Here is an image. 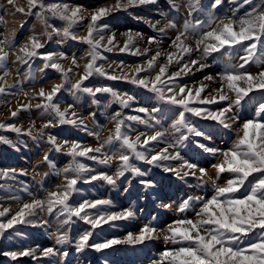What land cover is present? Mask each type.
I'll use <instances>...</instances> for the list:
<instances>
[{
	"label": "snow or ice",
	"instance_id": "snow-or-ice-1",
	"mask_svg": "<svg viewBox=\"0 0 264 264\" xmlns=\"http://www.w3.org/2000/svg\"><path fill=\"white\" fill-rule=\"evenodd\" d=\"M155 0H116L114 4L98 7L90 17L83 13L86 11L80 6L70 7L68 4H45L44 0H27V11L24 7H16V11L25 15H35L47 24L45 13L65 21L67 27L63 29V37L72 40L80 39L89 45V61L84 65L83 75L75 83L71 82L70 73L72 68L65 69L59 60L67 59L63 53L41 54L39 49L44 45L40 37L33 34L27 42L13 53L15 63L29 64V61L40 57L44 61V68H52L61 74V83L54 84L49 91L40 88L31 99H40L35 107L42 109L41 116L51 117L38 130V134L43 136L45 129L57 125H72L74 127L83 126V119L79 118L73 110L74 105L69 104L61 110L58 94L62 90L69 91L73 96L85 93L95 97L98 93H108L113 98V102L119 103L121 107H129L134 100L133 96L121 95L110 86L87 87L84 85L90 76L96 74L104 76L109 80H124L138 87L147 89L154 93L163 107H153L151 111L147 108H139L138 112L144 113L146 119L140 116L121 117L117 112L113 117L114 128L107 138L95 148L82 146L78 142L57 143V137L49 134L47 142L53 149L60 152L67 149L66 155L71 159L69 163L58 171L57 175H63V182L57 185L55 190L48 191L44 199H33L30 203H23L22 206L7 219L6 222L0 220V234L5 230L12 229L17 224L31 223L29 217L36 215L37 210L47 211L49 216L55 214L61 227L70 225L73 218L83 221L95 230L103 225L113 224L117 221H134L137 213L134 208H126L120 211H109L112 201L110 199H84L79 201L73 198L82 189L79 184H93L96 181H104L109 185H115L116 180L131 173L133 176L146 175L133 161H143L154 167H163L165 172H171L175 176L183 179L193 176L198 181L203 182L209 178L212 183V194L210 196H189L182 199L176 207V212L180 215L166 228L160 229L156 220L152 218L147 223L139 227L138 231H129L123 238L105 239L102 242L90 243L93 231H84L77 240V251L85 248H92L97 252L111 249L115 245H143L146 242L159 239L161 236L166 244L173 247L165 249L161 253V259L157 264H264V4H255L254 0H233L241 7L250 5L251 10L245 11L243 15H237L239 9H234L232 14L217 16L215 11L205 13L204 19L191 18L193 14L199 12V0H189L188 17L179 25L174 21H169L161 32L167 29L176 30L175 37L167 50L162 51L159 47L155 53L141 65H137L131 74L123 71V65L119 67L121 74H109L102 66L97 65V60L104 59L100 54L103 47L106 51H113L119 45L115 41V34L108 37L107 44H102L105 37L101 34L107 25L98 22L118 10H127L129 7L154 3ZM223 0H213L211 9H218ZM9 5H15V0H8ZM33 9H39L33 12ZM88 19L87 35L77 37L71 28L73 25ZM155 27V26H153ZM60 35L59 29H52ZM51 38V33L45 32ZM127 40L121 52H130L132 55H147L151 48L143 50L136 48L131 50L134 43V36L140 37V33H127ZM99 37L98 39L96 37ZM149 45L160 44L154 37L148 38ZM14 47L13 40L4 37L0 39V94L8 93L9 89L15 85H9L6 77L10 75L7 70L10 50ZM243 52L239 56L238 63H232V58ZM193 53H197L196 59H191ZM226 58L223 63V70L216 75H208L198 86H188L178 83L181 77L189 75L195 69L201 71L209 65L206 63L209 57L216 55ZM163 57V62L161 58ZM188 57V60H185ZM72 65L79 67L75 57L72 58ZM261 68L258 72H251V65ZM178 66L176 71L170 72L173 66ZM145 73L146 75H141ZM155 73V75H153ZM204 81L218 83L219 87L208 91L209 84ZM68 86V87H66ZM207 92L206 95H204ZM259 93L260 99L254 102V116L244 119L235 130L236 139L232 141L231 147L221 150L199 144L204 152L217 158V163L211 165L214 170V178L210 176L209 170L190 162L181 156L178 150L189 136L202 137L205 133L193 125L188 114L204 120L214 121L224 129H233V126L240 120L239 109L245 104L252 103L253 95ZM95 102V101H94ZM208 105H218L212 109ZM31 103L23 104L11 115L17 116L21 110H29ZM153 113L159 114L158 119ZM167 113V117L165 116ZM169 118L171 124L168 128L163 127V121ZM126 120H134L145 126L146 129L154 130V134L141 132L133 139L129 135V126ZM10 128L16 133L33 135L35 122L25 131L15 125L0 124V128ZM159 127L161 130H155ZM179 136L158 151H154L150 145L164 141L170 134ZM211 139V137H206ZM0 142L11 144L12 142L0 136ZM119 147L111 154L105 152V146ZM177 149L169 152V149ZM154 152V154H152ZM84 157L95 161L99 165H110L113 159L119 161V166L115 173V178L106 172H96L81 162L79 158ZM44 161L50 167L55 165L49 160L47 154ZM165 161H180L178 168H173ZM26 174V173H21ZM199 174V175H197ZM225 174L227 179L223 185L217 183ZM15 169L0 168V180L14 179ZM145 187H151L152 182L141 180ZM127 191V189H125ZM165 208L172 205L164 204ZM10 210L5 208L0 211V217H6ZM191 213V218L188 215ZM64 217V219H60ZM48 223V221H44ZM68 240L67 233H60L56 237V243L63 245ZM5 255L13 260L22 256L35 257V250H25L21 252H9ZM56 255L54 248L43 249V256ZM66 255V253H65Z\"/></svg>",
	"mask_w": 264,
	"mask_h": 264
},
{
	"label": "rangeland",
	"instance_id": "rangeland-1",
	"mask_svg": "<svg viewBox=\"0 0 264 264\" xmlns=\"http://www.w3.org/2000/svg\"><path fill=\"white\" fill-rule=\"evenodd\" d=\"M116 0H44L45 4H68L70 7L80 6L86 11L85 16L90 14L98 7L114 4ZM213 0H199L200 11L193 14L191 18L204 19L205 13L215 11L217 16L231 15L234 9H239L237 15H243L245 11H250V5L240 6L233 0H223L222 5L216 9H211ZM254 3L264 4V0H254ZM189 0H155L154 3L140 5L137 7H129L127 10H118L112 12L106 18L98 23L107 25V28L101 33L105 39L102 44H107L108 37L115 34V41L119 47L113 51H106L103 47L99 50L104 59L97 60V65L102 66L109 74H121L120 65H123V71L131 74L137 65L143 64L150 55L155 53L157 47L162 51L167 50L171 44V40L176 35V30L167 29L161 32L160 29L169 21H174L179 25L188 17ZM16 7H24L27 11V0H15V5H9L8 0H0V39L8 37L13 40L14 47L10 50L7 70L10 75L6 77L9 85L15 87L9 89L8 93L0 94V124L15 125L25 131L35 122L33 135L37 138L33 139L23 133H16L10 128H0V136L5 137L12 143L7 144L0 142V168L15 169L16 176L14 179L0 180V211L7 208L10 210L6 217H0L4 222L10 219L12 215L22 206L23 203H30L33 199H44L48 191L55 190L57 185L62 184L63 175H57L58 171L69 163L70 157L66 155L67 149L57 152L52 145L47 142L49 134L57 137V143L78 142L85 147H98L109 135L114 128L112 117L117 113H121V117L140 116L146 119L144 113H140L137 109L143 107L151 109L153 107H163L167 109L168 105H162L158 101L154 93L147 89L138 87L124 80H109L104 76L92 75L84 85L87 87L110 86L121 95L127 94L134 97L129 107H121L119 103L113 102V98L108 93H98L95 97L85 93H79L73 96L71 92L62 90L58 94L61 110L69 104L74 105V111L77 116L84 121L87 130L83 126L74 127L72 125H57L45 129V134L40 136L38 130L51 117L41 116L42 109H37L35 105L40 103V99H31L40 88L49 91L54 84L61 83V74L52 68H44V61L40 57H36L29 61V65L15 63V53L21 45L27 42L28 38L35 34L40 37L43 48L39 49L41 54L45 53H63L67 59L59 60L65 69L72 68L70 73L71 82L75 83L83 75L84 65L88 63L89 45L80 39L72 40L63 37V29L67 27L65 21L45 13L47 24L46 27L41 19L35 15H25L16 11ZM39 9H33V12ZM88 19L72 26L71 31L77 37L87 35ZM155 26V27H153ZM59 29L60 35H57L52 29ZM45 32L51 33V38L44 35ZM140 33V37L134 36V43L130 46L132 51L136 48L141 50L151 48L152 51L147 55H132L130 52L119 51L127 40V33ZM154 37L160 41V44L149 45L148 38ZM99 38L98 36L96 37ZM244 55L240 52L232 58V63L239 62V56ZM197 53H193L191 59H196ZM75 57L79 67L72 65V58ZM185 57V60H188ZM226 60L218 54L209 57L206 63L209 67L201 71L195 69L189 75L180 78L178 83L188 86H198L205 76L216 75L223 70V63ZM163 62V57L161 58ZM178 66L169 69L170 72L176 71ZM261 68L253 64L250 71L255 73ZM0 75L3 71L0 70ZM141 75H146L142 73ZM155 75V73H153ZM209 84L208 91L212 88L219 87L218 83L204 81ZM3 83V81H0ZM68 87V86H66ZM28 94V97L25 96ZM207 92L204 94L206 95ZM260 99V94L253 95L252 103L245 104L239 109L240 120L233 126V129H224L214 121H208L199 117L189 115L194 126L205 133V136L195 137L189 136V139L183 142L178 149L181 156L190 162L197 163L199 166L209 170V174L214 178L215 173L211 165L217 163V158L213 157L199 147V144H205L208 147L225 150L231 147L232 141L236 139L235 130L244 119H250L254 116V102ZM95 101V102H94ZM31 103L29 110H21L17 116L13 117L11 113L20 108L23 104ZM215 109L218 105H208ZM159 119V114L153 113ZM167 117V113H165ZM129 126V135L134 139L141 132L154 134V130L146 129L144 125L134 120H126ZM171 119L166 118L163 121V127L168 128ZM155 130H161L157 127ZM179 134H170L160 142L150 145L154 151H158L163 147H167L172 143ZM211 137L207 139L206 137ZM119 145L105 146L104 151L111 154ZM111 149V151H110ZM177 149L170 148L169 152ZM45 154L49 160L55 165V168L49 166L44 161ZM154 154V152L152 153ZM82 163L88 167L95 169L96 172H106L115 178V173L119 166V161L113 159L110 165H99L95 161L87 158H79ZM133 163L146 173L144 176H133L126 173L125 176L116 180L115 185H109L104 181H96L93 184H79L82 191L73 199L79 201L84 199H110L112 205L109 211H120L126 208H134L137 216L134 221H117L113 224L103 225L95 230L83 221L73 218L70 225L61 227L55 214L49 216L47 211L37 210L36 215L29 217L31 223L17 224L12 229L5 230L0 234V264H157L161 259V253L173 247L166 244L162 238L146 242L143 245H115L111 249L95 251L92 248H85L77 251L78 237L86 230L93 231L90 243L102 242L105 239L123 238L127 232L138 231L144 223L156 218L153 223H157L160 229L172 223L181 214L176 212V207L182 199L189 196H210L212 194V183L209 178H205L203 182L198 181L196 177L188 176L180 179L171 172H165L163 167H154L143 161H133ZM173 168L180 166V161H165ZM26 173V174H21ZM199 175V174H197ZM151 181V187H145L141 184V180ZM227 179L225 174L217 183L223 185ZM127 189V191H125ZM170 204L171 208H165L162 205ZM191 218V213L188 214ZM64 219V217H60ZM48 221V223H44ZM60 233H67L68 240L63 245L56 243V237ZM54 248L56 255L45 257L43 249ZM35 250V257L22 256L13 260L10 256L5 255L9 252H21L25 250ZM66 253V255H65Z\"/></svg>",
	"mask_w": 264,
	"mask_h": 264
}]
</instances>
